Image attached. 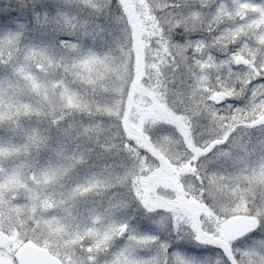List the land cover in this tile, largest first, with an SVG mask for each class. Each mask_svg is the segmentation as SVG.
<instances>
[{
	"label": "snow or ice",
	"instance_id": "1",
	"mask_svg": "<svg viewBox=\"0 0 264 264\" xmlns=\"http://www.w3.org/2000/svg\"><path fill=\"white\" fill-rule=\"evenodd\" d=\"M0 264H264V0H4Z\"/></svg>",
	"mask_w": 264,
	"mask_h": 264
},
{
	"label": "rangeland",
	"instance_id": "2",
	"mask_svg": "<svg viewBox=\"0 0 264 264\" xmlns=\"http://www.w3.org/2000/svg\"><path fill=\"white\" fill-rule=\"evenodd\" d=\"M256 2H259V0H256ZM4 6V0H0V7Z\"/></svg>",
	"mask_w": 264,
	"mask_h": 264
}]
</instances>
